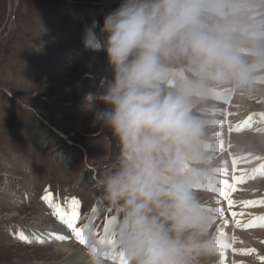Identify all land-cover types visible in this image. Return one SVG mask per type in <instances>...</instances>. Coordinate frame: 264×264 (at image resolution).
Here are the masks:
<instances>
[{"label":"clouds","instance_id":"obj_1","mask_svg":"<svg viewBox=\"0 0 264 264\" xmlns=\"http://www.w3.org/2000/svg\"><path fill=\"white\" fill-rule=\"evenodd\" d=\"M100 42L112 78L85 100L102 105L93 126L114 141L92 186L112 210L117 257L218 264L230 239L198 190L215 180L216 100L264 96V0H121ZM86 236L88 264H107L113 248L91 223Z\"/></svg>","mask_w":264,"mask_h":264},{"label":"rangeland","instance_id":"obj_2","mask_svg":"<svg viewBox=\"0 0 264 264\" xmlns=\"http://www.w3.org/2000/svg\"><path fill=\"white\" fill-rule=\"evenodd\" d=\"M120 3L0 0V264L74 261L55 252L54 247L60 245L74 247V254L83 255L81 264H88L87 244L80 243L54 215V208L43 199L46 192L51 193L53 204L65 209L71 198L79 200L78 226L91 223L101 238L107 221L114 219L112 210L101 202L92 186L107 149L109 156L115 154L114 141L109 133L93 126L94 110L102 105L94 102L90 110L85 96L95 95L102 82L112 78L100 42V27L104 16ZM216 103L226 106L216 126L226 130L228 136L248 134L246 142L253 145L240 150L221 133L215 138L222 145L215 155L224 153L227 160L216 169L239 189L230 194L238 210L233 206L227 210L222 197V207H218L224 211L217 224L230 243L235 242L232 236L236 233L243 244L235 251H226L231 258L229 264H262L264 227L258 226V218L264 217V205L259 203L264 200V96L244 101V108L233 98L220 97ZM245 121L249 126L243 131ZM237 176L242 177L239 184L235 182ZM201 192L211 197L209 203L213 202L214 195L208 190ZM233 212L240 215L233 218ZM236 219L241 227L236 226ZM253 220H257V226L247 227ZM34 229L45 231L52 240H36ZM247 234L252 238L245 243L240 237ZM21 235L27 242L20 239ZM84 237L87 240L86 232ZM234 254L242 261H233ZM115 255L113 249L111 256ZM107 264L119 261L108 259Z\"/></svg>","mask_w":264,"mask_h":264},{"label":"snow or ice","instance_id":"obj_3","mask_svg":"<svg viewBox=\"0 0 264 264\" xmlns=\"http://www.w3.org/2000/svg\"><path fill=\"white\" fill-rule=\"evenodd\" d=\"M220 121L216 120L215 121V125H219ZM240 129L237 128V131H239ZM219 135V133H217V136ZM211 149V146L209 145V150ZM233 164H236V160L233 159ZM220 170L216 169V172L218 173ZM242 182V177L237 176L236 177V183L239 184ZM208 190L210 192L216 193L219 192V195L222 196L226 201H227V205H228V209L227 210H231L234 201L230 198V194L232 192H234L236 190L235 185L228 183V182H224V185L222 188H217L216 186H214L213 184H209L208 185ZM43 199L51 206L54 208V215H56L59 220L66 224L67 227L69 229L72 230V232L75 234L76 239L82 243V244H87V240L84 237V233L87 230V225H85L83 228H80L77 224V221L79 219V209H80V201L77 200L76 198H71L68 201V208L65 209L63 207H61L59 204H53V197L51 195L50 192H46V194L44 195ZM249 206H251V202H248ZM261 205H264V200L259 202ZM210 212H215L216 213V219L220 216L223 215V209H221L220 207H216L215 209L209 208L208 209ZM95 211V210H93ZM236 213L233 212L232 216L233 218L236 217ZM259 227H264V217H259L258 218ZM112 219H109L107 221L108 227L104 228V234L103 237L101 238V243L102 244H106L111 248H115V242L114 239H112L109 235V230H110V225L112 224ZM225 223H227V221H225ZM235 224L237 227H241V222L239 219L235 220ZM257 226V220H253L251 224L247 225V227H255ZM218 232L221 236H226L225 232L223 230H219ZM97 235L100 236V234L97 232ZM21 240H24L25 242H27V237L21 235L20 237ZM56 239L58 240H63L64 237L63 236H57ZM236 237L235 235L232 236V240L236 241ZM229 248H233V244H228L224 249L222 250H218V255H219V262L218 264H226V250ZM252 252H255V249L252 250ZM247 254V253H246ZM119 261V264H127L126 260L124 259V257L122 256V254H120L117 257V254L115 256H106V259H117ZM260 260L262 261V264H264V257H260Z\"/></svg>","mask_w":264,"mask_h":264},{"label":"bare ground","instance_id":"obj_4","mask_svg":"<svg viewBox=\"0 0 264 264\" xmlns=\"http://www.w3.org/2000/svg\"><path fill=\"white\" fill-rule=\"evenodd\" d=\"M107 69H108V73H112V70L110 69V67H109V65L107 66ZM217 104V103H216ZM217 106H218V108H219V111H218V115H217V118H220V116L222 115V109H224V106L222 105H220V104H217ZM216 126V125H215ZM215 128H218V126H216ZM214 128V129H215ZM217 133H221L222 135H225V136H223L224 137V139L225 138H227L228 137V139L230 138V141H232L234 144H238V143H247L248 142V140H247V142H246V137H248L249 138V135L248 134H244V135H239V136H237V135H229L228 136V134H227V132H226V130H221V129H216V130H214V136H215V138H217V137H219L220 138V135H218L217 136ZM210 146H211V149L210 150H212V152L214 153V152H217L218 153V150H219V148L218 147H220V146H222L221 144H219L217 141H214L212 144H210ZM238 148V147H237ZM223 151V150H222ZM216 156V159H217V164H221V165H225L226 163H227V160H226V158H225V154L223 153V154H220V155H215ZM239 189L236 187V190L235 191H238ZM200 194L208 201V202H210L211 201V197L209 196V195H206L205 193H202L201 191H200ZM214 198H215V195H214ZM213 198V202L212 203H209V208H213V206H211V205H213L214 203H220L221 201L218 199L219 197L216 195V199H214ZM215 200L217 201V202H215ZM215 207H218V205H215L214 206V208ZM233 207H235V211L236 210H238V206H237V203H236V201H234V203H233ZM214 215H215V213H214ZM217 228L219 229V230H221V228L219 227V225L217 224ZM35 230V229H34ZM55 231H52V232H50L49 234L50 235H52L53 233H54ZM225 232V231H224ZM34 233H36L35 234V239L36 240H41V242H44V241H50V240H52V238H49V236L48 235H46V234H48V233H46L45 234V231L43 232V231H41L40 229L39 230H35V232ZM229 237V236H228ZM235 237H236V233H235ZM241 238V241H243V242H245V243H248V240L250 239V238H252V235L251 234H247V236H244V235H242V237H240ZM252 240V239H251ZM237 242V243H236ZM252 242V241H251ZM250 243V242H249ZM232 244V243H231ZM253 244H255L254 242H253ZM243 244L241 243V242H239L237 239H236V241L233 243V248H232V250L230 251V252H232V251H235V248H236V246H242ZM249 246V245H248ZM251 247V246H250ZM55 248V252L58 254V253H61V254H63V255H65V256H68V257H70V260H74V261H72V262H68V264H76V262H78V263H84L82 260H84V258L82 257V256H80L81 254H80V252H76V254H74V250L72 249V248H74V247H72V246H69V245H60V246H56V247H54ZM81 251H84V250H81ZM225 256H226V264H229L230 263V260H231V258H230V256L227 254V252H226V254H225ZM233 261H238V262H241L242 260L240 259V255H237V254H234V259H233ZM218 262H219V256H218ZM209 264H211L210 262H209ZM234 264V263H233ZM236 264V263H235Z\"/></svg>","mask_w":264,"mask_h":264},{"label":"water","instance_id":"obj_5","mask_svg":"<svg viewBox=\"0 0 264 264\" xmlns=\"http://www.w3.org/2000/svg\"><path fill=\"white\" fill-rule=\"evenodd\" d=\"M0 42H1V39H0Z\"/></svg>","mask_w":264,"mask_h":264},{"label":"trees","instance_id":"obj_6","mask_svg":"<svg viewBox=\"0 0 264 264\" xmlns=\"http://www.w3.org/2000/svg\"><path fill=\"white\" fill-rule=\"evenodd\" d=\"M77 18H79V17H77Z\"/></svg>","mask_w":264,"mask_h":264}]
</instances>
